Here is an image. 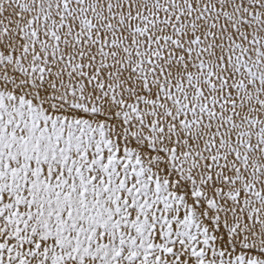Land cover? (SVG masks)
I'll use <instances>...</instances> for the list:
<instances>
[{"label": "snow or ice", "instance_id": "obj_1", "mask_svg": "<svg viewBox=\"0 0 264 264\" xmlns=\"http://www.w3.org/2000/svg\"><path fill=\"white\" fill-rule=\"evenodd\" d=\"M0 264H264V0H0Z\"/></svg>", "mask_w": 264, "mask_h": 264}]
</instances>
